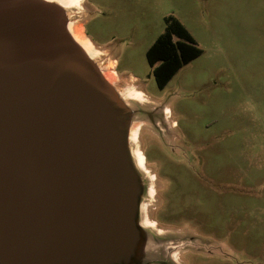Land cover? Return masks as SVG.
Wrapping results in <instances>:
<instances>
[{
    "label": "rangeland",
    "instance_id": "1",
    "mask_svg": "<svg viewBox=\"0 0 264 264\" xmlns=\"http://www.w3.org/2000/svg\"><path fill=\"white\" fill-rule=\"evenodd\" d=\"M68 5L70 26H84L98 50L92 57L104 73L115 65L112 82L137 103L134 148L148 158L141 215L153 259L264 264V0ZM169 15L203 53L160 89L147 50Z\"/></svg>",
    "mask_w": 264,
    "mask_h": 264
},
{
    "label": "water",
    "instance_id": "2",
    "mask_svg": "<svg viewBox=\"0 0 264 264\" xmlns=\"http://www.w3.org/2000/svg\"><path fill=\"white\" fill-rule=\"evenodd\" d=\"M70 27L57 0H0V264H158L137 103Z\"/></svg>",
    "mask_w": 264,
    "mask_h": 264
},
{
    "label": "trees",
    "instance_id": "3",
    "mask_svg": "<svg viewBox=\"0 0 264 264\" xmlns=\"http://www.w3.org/2000/svg\"><path fill=\"white\" fill-rule=\"evenodd\" d=\"M165 30L147 50L157 85L164 89L178 71L203 53L188 27L176 16L165 17Z\"/></svg>",
    "mask_w": 264,
    "mask_h": 264
},
{
    "label": "bare ground",
    "instance_id": "4",
    "mask_svg": "<svg viewBox=\"0 0 264 264\" xmlns=\"http://www.w3.org/2000/svg\"><path fill=\"white\" fill-rule=\"evenodd\" d=\"M65 5L69 6L68 3H76L79 0H61ZM70 30L73 34V36L76 38V40L90 53L93 54L98 50L95 49L94 42L91 40V38L86 34L84 26L81 24L75 25L74 27H70ZM94 55V54H93ZM110 68H113L109 70V72H106V76L111 80L114 81L116 79L117 71L115 69V65H111ZM138 95H142V92L140 90L136 91ZM138 137V130L134 131V140H137ZM135 154L137 156L138 163L140 164L141 168L144 171H148L147 167H145L146 162V156L144 152L141 149H138L135 151ZM145 168V169H144Z\"/></svg>",
    "mask_w": 264,
    "mask_h": 264
},
{
    "label": "flooded vegetation",
    "instance_id": "5",
    "mask_svg": "<svg viewBox=\"0 0 264 264\" xmlns=\"http://www.w3.org/2000/svg\"><path fill=\"white\" fill-rule=\"evenodd\" d=\"M85 1H88V0H85ZM138 137H139V132H138ZM138 137H137V140H134V146H137L135 145L137 142H138ZM139 147V146H138ZM143 151V149H141ZM144 152V151H143ZM147 156H146V162H145V167H147ZM145 169V168H144Z\"/></svg>",
    "mask_w": 264,
    "mask_h": 264
}]
</instances>
